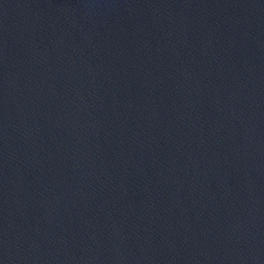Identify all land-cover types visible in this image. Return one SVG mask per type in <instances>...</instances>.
<instances>
[{
  "label": "water",
  "instance_id": "95a60500",
  "mask_svg": "<svg viewBox=\"0 0 264 264\" xmlns=\"http://www.w3.org/2000/svg\"><path fill=\"white\" fill-rule=\"evenodd\" d=\"M0 264H264V0H0Z\"/></svg>",
  "mask_w": 264,
  "mask_h": 264
}]
</instances>
